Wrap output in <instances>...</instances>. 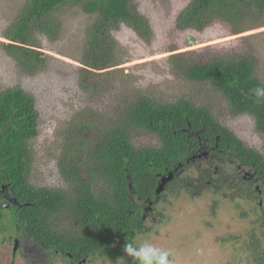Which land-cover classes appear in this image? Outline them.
<instances>
[{"label":"trees","instance_id":"1","mask_svg":"<svg viewBox=\"0 0 264 264\" xmlns=\"http://www.w3.org/2000/svg\"><path fill=\"white\" fill-rule=\"evenodd\" d=\"M70 5H79L96 15L80 60L90 74L98 76L97 70L120 64L116 48L110 45L113 27L126 24L145 35L147 20L133 0H27L2 35L11 41L7 52L26 73H35L46 64L37 50L36 35L46 32L55 36L61 27L56 12ZM263 14L264 0H188L177 24L184 30H202L211 22L222 20L232 25L237 34L243 20ZM172 58L182 76L212 84L227 100L231 114L251 116L257 131L264 133V101L256 102L252 91L264 85V79L257 75L253 56L219 54L205 62H197L186 54H174ZM80 86L89 90L84 80ZM39 118L34 96L20 85L7 86L0 92V220L10 213L14 228L20 231L19 236L10 234L5 243L12 244L13 239L14 246L15 239L20 243L25 239L73 264H82L93 256L118 258L125 253L127 242L142 244L137 243L139 236L170 250L174 256L173 248L158 242L166 237L173 222L172 212L168 211L171 202L185 194L197 200L204 192L226 196L227 186L221 178L231 173L229 163L234 160L255 173L258 181L254 183L261 181L264 185V154L247 145L207 106L183 98L160 102L138 94L126 99L117 119L92 138L86 150L87 161L82 162L67 151L61 155L58 168L69 188L34 186L29 180L30 141L37 135ZM140 130L154 135L156 143L136 145L135 131ZM82 131L89 133V127ZM204 146H209V153L221 162L211 186L206 184L214 158L205 159V176L199 172L198 164L193 166L188 161ZM169 171H174L169 189L173 196L165 209H159L157 198L165 195L157 193L156 188L159 177ZM97 184L98 193L94 188ZM6 194L16 203L7 201ZM149 220L154 226L148 225ZM256 264H264V256Z\"/></svg>","mask_w":264,"mask_h":264},{"label":"rangeland","instance_id":"2","mask_svg":"<svg viewBox=\"0 0 264 264\" xmlns=\"http://www.w3.org/2000/svg\"><path fill=\"white\" fill-rule=\"evenodd\" d=\"M26 1L0 0V92L7 86L20 85L35 98L40 118L37 135L30 141L29 180L34 186L69 188L58 168L61 155L67 151L82 162L87 161L86 150L92 138L97 137L104 125L117 119L126 99L138 94L152 96L160 102L183 98L207 106L247 145L264 154V133L257 131L255 119L247 114H231L227 100L212 84L186 79L176 69L172 58L174 54H186L197 62H205L219 54L251 55L256 60L257 75L264 79V14L243 20L239 26L241 32L237 34L232 31V25L222 20L211 22L202 30H184L177 23L188 0H133L138 12L147 20L145 35H139L126 24L113 27L110 45L116 48L120 64L108 68L110 72L97 70L96 76L80 61L96 15L85 12L79 5L65 6L56 12L61 27L55 36L50 37L46 32L36 35L37 50L41 51L46 64L28 74L9 55L5 44L10 40L2 36ZM190 36L194 38L192 44L188 42ZM82 80L89 90L81 88ZM88 127L89 133L82 131ZM134 142L145 146L156 143V139L151 133L140 130L135 131ZM94 188L98 193V184ZM171 196L168 191L163 198L166 205L159 204V209L167 207ZM187 196L171 202L168 211L172 212L173 222L166 237L158 240L165 248H173L174 262L256 264L251 256L252 245L237 249L242 242L233 238L240 235L245 242L249 230L264 236V228L261 230L258 223L253 227L248 216L241 217V210L251 211L256 203L227 199L221 194L213 196L212 192L202 193L198 200ZM13 225L10 213L0 220V264H73L51 253L48 257L37 255L33 261L32 253L24 251L21 245L18 249L22 252L14 254L13 239L12 244L5 243L10 234L20 235ZM148 225L154 226L150 220ZM132 263V258L124 253L118 258L93 256L82 264Z\"/></svg>","mask_w":264,"mask_h":264},{"label":"clouds","instance_id":"3","mask_svg":"<svg viewBox=\"0 0 264 264\" xmlns=\"http://www.w3.org/2000/svg\"><path fill=\"white\" fill-rule=\"evenodd\" d=\"M11 42V41H10ZM9 42V43H10ZM253 93L256 97V102H260V101H264V85L261 86H257L255 87L253 90ZM200 150V152H199ZM200 153V156L195 157L194 159L190 158L193 154L195 153ZM205 153V154H204ZM192 155H190V157L188 158V161L190 162V160H195L197 158H200L202 155H208L209 151L207 149L204 148H198ZM214 158L215 163L211 168V175L208 176V178L210 180H208L206 185H210L213 180L212 176L214 175L217 176L218 175V169L217 166H219L221 164L219 157H213L212 154H210L207 158ZM204 164V163H203ZM234 164V168L230 167L229 171L231 172L230 174H228L227 176L221 178L222 182L224 183V185H226L227 187L225 188L226 190V196H222V197H226L227 199H234V198H238L241 200H244L246 202H249L251 204L256 203L254 208L251 211H246V210H241V217L244 218L246 216H248L250 218V220L253 222V227L256 226V224L258 223L260 226V229L262 230L264 228V193H259V189H257L255 187V184L253 182L252 184V180H246L247 182L251 181L250 185H246V188L242 189L241 185H238L235 181H232L231 178L232 176L235 178V180H237L238 178L241 177V175L238 174H234L235 168H237L238 166L241 167V165L239 164L238 160H234L233 161ZM201 168V169H200ZM200 169V170H199ZM205 168L203 167H199L198 170L199 172H201L202 170H204ZM216 171V173L214 174V172ZM169 172H173L174 171H169ZM168 172V173H169ZM166 173V174H168ZM163 174V175H166ZM161 175L159 177L160 178L163 176ZM205 176V175H204ZM191 177L187 178L186 180H190ZM173 179H174V175L173 178L166 184L163 192L161 193V195H165L166 192L169 191L171 185L173 184ZM159 182V181H158ZM256 185H259V187L261 189L264 188V185L262 184L261 181H259L258 183H256ZM215 188V187H213ZM157 189V188H156ZM207 189H212L210 187H208ZM264 191V189H263ZM231 192L235 193V197H232ZM8 194H6V200L10 202V198H8ZM15 199V198H12ZM161 199L163 198H157V201L159 204L163 203L161 201ZM262 199L263 201V205H260V200ZM10 203H16L15 202H10ZM7 205V204H6ZM258 206V207H257ZM260 208V211H259ZM20 234V231H19ZM233 238L236 239V242L240 243L242 242L241 246L238 247L237 249H241L244 246H251V256L253 257V259L256 261H261L262 256H264V236L262 233H256L253 232L251 230L248 231V237L247 240L244 242L242 240V238L240 237V235H233ZM142 237H138L137 238V242L141 241L142 244L136 246L131 242H127L124 246V252L126 253V255L130 258H132L133 264H178L177 262H174L173 260H170V256L172 255L170 250H166L150 241H145L144 239L142 240ZM17 241V248L14 251V247H15V243ZM22 246L24 251H30L32 253V255L35 257L37 255L40 254H46L48 257V254H50L51 251L48 250H44L42 247L36 245V244H28L26 242V240L24 239L22 241V243H20L17 239H15L14 242V247H13V253L16 254L17 253V249L19 246ZM28 245L26 248L25 246ZM24 257V256H23ZM33 257V261L34 258ZM39 258V257H38ZM39 260H41L39 258ZM47 261V258L46 260ZM239 262L236 261L235 263L230 262L229 264H238ZM75 264H80V263H75Z\"/></svg>","mask_w":264,"mask_h":264},{"label":"flooded vegetation","instance_id":"4","mask_svg":"<svg viewBox=\"0 0 264 264\" xmlns=\"http://www.w3.org/2000/svg\"><path fill=\"white\" fill-rule=\"evenodd\" d=\"M201 146V145H200ZM205 147V149H209V146H204ZM216 147H218V145H216ZM211 152V151H210ZM210 155V153L208 154V155H202L200 158H197V159H195V160H190V162L189 163H191L193 166H195V165H197L198 164V166L199 167H202V165H203V163H204V161H205V159H207V157ZM212 156L213 157H216V155L215 154H212ZM229 162H231L232 160L231 159H229L228 160ZM229 166L230 167H234V164L233 163H229ZM201 169V168H200ZM199 169V170H200ZM235 170L236 171H234V174L235 173H238V174H240L241 175V177L240 178H238L237 180H235V178L232 176V178H231V180L232 181H235L238 185H241V188L242 189H244V188H246V185H250L251 183V181H249V182H247L246 180H252V184H253V182H255V181H258V178H256L255 177V173L254 172H251V171H249V170H247L246 168H244V167H237V168H235ZM201 172H204V175L206 174V172L204 171V170H202ZM241 172V173H240ZM216 173V171L214 172V174ZM203 175V176H204ZM214 177V175L212 176V178ZM255 184V187L257 188V189H259L258 191H259V193H264V191H263V189H261L260 187H259V185H256V183H254ZM260 205H263V201H262V199L260 200Z\"/></svg>","mask_w":264,"mask_h":264},{"label":"water","instance_id":"5","mask_svg":"<svg viewBox=\"0 0 264 264\" xmlns=\"http://www.w3.org/2000/svg\"><path fill=\"white\" fill-rule=\"evenodd\" d=\"M188 42L190 43V44H192V43H194V38L192 37V36H190L189 38H188ZM6 46L5 47H9V44H5ZM199 152H200V150H199ZM195 153V154H193L190 158H192V159H194L195 157H198V156H200V153ZM205 154V153H204ZM173 172H169L168 174H166V175H163L161 178H160V180H159V182H158V186H157V189H156V191H157V193H162L163 192V190H164V188H165V186H166V184L173 178ZM8 198H10L9 196H8ZM10 200V202H15L16 201V199H12V198H10L9 199ZM16 248H17V241H16V243H15V247H14V251L16 250Z\"/></svg>","mask_w":264,"mask_h":264}]
</instances>
